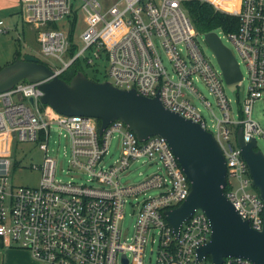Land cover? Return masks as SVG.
<instances>
[{
    "label": "built area",
    "instance_id": "2783aa9c",
    "mask_svg": "<svg viewBox=\"0 0 264 264\" xmlns=\"http://www.w3.org/2000/svg\"><path fill=\"white\" fill-rule=\"evenodd\" d=\"M186 1L190 0L19 3L21 20L42 29L38 38L41 56L60 62L58 67L49 66L58 76L75 59L96 75L104 63V73L99 76L114 87L133 89L148 98L157 96L165 108L209 131L225 160L224 195L241 219L260 231L264 204L252 185L236 133L241 129L245 143L264 139V129L252 118L254 103L264 99V0H198L215 12L237 18L235 31H214L219 38L227 37L246 68V77L241 73V80L230 84L235 86V100L225 91L227 84L218 63L205 55L201 45L206 43L205 33L193 26L183 5ZM80 16L85 27L79 40L73 41L77 47L74 55L68 57L69 30L58 24L68 18L76 24ZM8 30L0 19V34ZM245 79L247 87L240 90ZM197 83L213 97L219 116L214 115L212 103L200 93ZM38 85L22 81L0 94L2 247L25 249L39 264H144L148 248L149 256L154 255L152 264H213L209 256L197 258V249L211 235L202 210H194L177 233L166 220L167 212L185 201L190 191V182L167 141L157 135L138 140L118 120L99 133L97 119L64 116L42 105ZM196 100L209 110V123L195 106ZM51 131L64 141L68 179L57 177V157L47 153ZM111 141L114 158L110 156ZM26 142L38 144L44 152L36 187L11 182L12 148ZM140 160L147 165L156 163V171L137 183H122L129 166ZM151 190L157 193L147 195ZM127 206L135 215L130 237L121 229ZM220 264L255 263L229 256Z\"/></svg>",
    "mask_w": 264,
    "mask_h": 264
},
{
    "label": "water",
    "instance_id": "95a60500",
    "mask_svg": "<svg viewBox=\"0 0 264 264\" xmlns=\"http://www.w3.org/2000/svg\"><path fill=\"white\" fill-rule=\"evenodd\" d=\"M204 40L222 70L225 83L240 81L238 64L217 34L205 33ZM22 81L39 83L40 103L56 113L97 119L99 133L110 122L118 120L127 125L138 140L153 135L164 138L190 182L186 200L167 212L166 220L174 233L194 210L200 209L210 222L211 235L210 240L197 249L199 260L209 256L213 264H220L225 257L239 256L264 264V209L260 231L241 219L221 188L226 184L221 149L213 135L199 123L165 108L157 96L148 98L133 89L116 88L108 81L95 82L82 72L66 82L48 65L28 54L0 67V94ZM29 102H33L31 98ZM236 142L252 185L264 204V154L256 149L255 139L248 143L243 141L241 129L236 133Z\"/></svg>",
    "mask_w": 264,
    "mask_h": 264
},
{
    "label": "rangeland",
    "instance_id": "374dc122",
    "mask_svg": "<svg viewBox=\"0 0 264 264\" xmlns=\"http://www.w3.org/2000/svg\"><path fill=\"white\" fill-rule=\"evenodd\" d=\"M15 9V8H13ZM17 9V7H16ZM18 11H8L0 10V18L4 19L5 25L8 26V31L6 33L0 34V67H3L12 61H14V55L16 52H20L23 56L28 54L35 56L39 60L45 61L50 67H58L60 66V62L53 58H44L40 54V45H39V33L41 32V28H36L33 25L26 24L21 20L20 15L17 13ZM73 18L66 19L59 28L64 30H71L74 35V41H78V35L84 29L85 24L83 23L82 17H77L76 24L72 22ZM73 23V26H72ZM222 44L228 48L232 54H234L238 64L240 71L243 76L246 77V68L240 62V58L237 56L232 43L227 39V37L220 35ZM205 55L211 59V61L217 65L216 59L208 47L206 43H201ZM67 60V57H65ZM104 63H101L100 68L98 69V75L104 73ZM218 66V65H217ZM88 76H91V71H86ZM100 80H105L100 77ZM247 87V80L245 79L242 83V87L240 90H244ZM197 88L200 93L212 103L213 108L212 111L215 116H219L218 110L214 107V99L212 96L208 94V90L201 83H197ZM235 90V86L227 85L226 93L227 95L235 100L233 95V91ZM27 103V101H24ZM195 106L199 109L202 117L208 122L212 117L209 113V110L206 109L198 100L195 101ZM46 108H49L46 106ZM252 118L259 123V125L264 129V99L258 100L254 103L252 109ZM209 123V122H208ZM114 141L110 142V153L111 158L116 156L114 151ZM256 149L260 150L264 154V139L257 138ZM47 153L53 154L57 157V177L68 179L66 176L67 170V157L65 156V148L64 141L62 136H59L57 132L51 131L49 136V142L47 147ZM44 152L35 143H17L14 144L11 152L10 158V174H11V182L16 186H25V187H36L40 180L41 172L39 170L40 166L43 162ZM37 168H34V167ZM157 164L153 163L147 165L144 161L140 160L137 162H133L125 174L121 178L122 183H137L144 178L146 174H151L156 171ZM157 191L151 190L147 193V195H155ZM135 223V215L130 214V209L127 206L124 212V219L122 220V232L126 237H130L133 234V225ZM5 248V247H4ZM0 264H27L28 261L24 258V252H29L25 249L18 248H9L0 249ZM6 251H19L15 254H7ZM30 255V254H29ZM34 262H36L33 258H31ZM150 260V261H149ZM154 262V255L149 256V248L146 251V256L144 259V264H152ZM28 263H31L30 261Z\"/></svg>",
    "mask_w": 264,
    "mask_h": 264
},
{
    "label": "trees",
    "instance_id": "16d2710c",
    "mask_svg": "<svg viewBox=\"0 0 264 264\" xmlns=\"http://www.w3.org/2000/svg\"><path fill=\"white\" fill-rule=\"evenodd\" d=\"M185 9L187 10V14L195 27L201 33L213 32L221 29L223 32H233L237 27V18L235 16H230L224 13L215 12L211 5L207 3L200 2L198 0H190L186 1L184 4ZM73 26V23H72ZM55 27V25H54ZM69 42L70 47L68 50V57H72L76 51V45L73 43L74 36L72 31H69ZM22 54L20 52H16L14 55V59L21 58ZM40 62L48 65L45 61L39 60ZM49 66V65H48ZM88 66L84 64V62L80 59H75L61 74L60 78L69 82L72 77L78 73H84L89 79L95 82H104L105 80H100L102 76L93 74L91 72V76L87 74ZM26 82V81H23ZM228 187L224 189L226 192Z\"/></svg>",
    "mask_w": 264,
    "mask_h": 264
},
{
    "label": "crops",
    "instance_id": "0c3cea01",
    "mask_svg": "<svg viewBox=\"0 0 264 264\" xmlns=\"http://www.w3.org/2000/svg\"><path fill=\"white\" fill-rule=\"evenodd\" d=\"M17 7V9H16ZM15 8V9H13ZM8 10V11H15L17 10L18 14L20 15V3H19V0H0V10ZM2 19V18H0ZM4 21V19H2ZM5 22V21H4ZM7 26V25H6ZM8 27V26H7ZM74 36V35H73ZM23 56V55H22ZM0 249H7L9 250V248H4L2 247V245L0 244ZM19 251H6L7 254H15V253H18ZM0 254H1V251H0ZM30 254V253H29ZM28 253H25L24 252V258L26 261H30L31 263H28L27 264H39L37 261L34 262L31 258V255H29ZM2 255V254H1Z\"/></svg>",
    "mask_w": 264,
    "mask_h": 264
}]
</instances>
